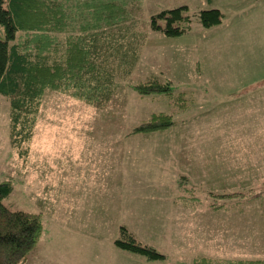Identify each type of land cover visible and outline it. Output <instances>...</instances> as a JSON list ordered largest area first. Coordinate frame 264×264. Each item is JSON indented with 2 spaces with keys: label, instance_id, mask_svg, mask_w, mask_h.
Listing matches in <instances>:
<instances>
[{
  "label": "rangeland",
  "instance_id": "1",
  "mask_svg": "<svg viewBox=\"0 0 264 264\" xmlns=\"http://www.w3.org/2000/svg\"><path fill=\"white\" fill-rule=\"evenodd\" d=\"M135 1L130 9L139 58L109 103L96 108L47 91L28 155L22 157L11 143L10 105L0 95V184L13 188L3 203L39 215L43 227L24 264L264 260L251 226L260 221L264 230V0ZM182 6L191 18L187 33L168 37L152 29L154 15ZM212 9L223 13L222 23L205 28L199 15ZM152 78L186 93L189 107L177 110L162 96H139L133 87ZM160 112L172 114L175 125L133 134ZM101 141L110 151L120 143L115 146L124 150L130 180L126 188L116 182L108 198L105 160L93 165L98 177L81 163L74 168L84 170L70 176V158L89 151L98 155L101 149L85 146ZM211 193L240 196L225 210H213ZM110 200L119 204L120 216L113 209L110 225L100 227L108 221L102 223L99 206ZM121 226L166 259L148 261L119 250Z\"/></svg>",
  "mask_w": 264,
  "mask_h": 264
},
{
  "label": "trees",
  "instance_id": "2",
  "mask_svg": "<svg viewBox=\"0 0 264 264\" xmlns=\"http://www.w3.org/2000/svg\"><path fill=\"white\" fill-rule=\"evenodd\" d=\"M135 2L0 0V95L10 105L11 143L22 157L28 155L47 91L99 108L111 101L121 86L120 78L133 73L139 58L135 45L139 34L130 9ZM187 10L182 6L154 15L152 29L168 37L184 35L191 26ZM223 16L212 9L202 11L199 19L205 28H212L222 23ZM133 88L141 97L162 96L177 110L187 109L191 102L186 93L174 91L171 82L160 78ZM173 125L172 114L155 113L133 134L150 135ZM12 191L10 183L0 184V264H24L43 229L39 215L12 211L4 205ZM239 196L211 193V207L225 210ZM115 244L148 261L166 259L124 226L119 228ZM193 264H264V260L229 263L198 258Z\"/></svg>",
  "mask_w": 264,
  "mask_h": 264
},
{
  "label": "crops",
  "instance_id": "3",
  "mask_svg": "<svg viewBox=\"0 0 264 264\" xmlns=\"http://www.w3.org/2000/svg\"><path fill=\"white\" fill-rule=\"evenodd\" d=\"M89 144H91V145H89ZM115 144H120V143L114 142L113 148L117 147V151L108 150V148L110 147L108 142L101 141V142H89V143H87L85 148H92L94 146L95 148L101 149V150H99L100 152L98 153V155L93 154L92 157H91L92 151H89V152H87V153H89V156L86 153L85 156H79L78 155L77 159L75 157H74V159L70 158V167H71L70 176L71 175L75 176L74 171L82 172L84 170L83 168H74L75 164L78 165L81 163L82 165H85V164L88 165V168H86V169H88L90 172H93L92 177H98V175H99L98 168L93 169V165L97 160H99L98 163L102 162V164H104V160H105L106 161L105 172L103 173V175L105 174V176L108 178V184L105 181V190H106L105 194L107 195V198H108V194H111L112 192H114L115 189H114L113 185L116 182L121 183L126 188L129 185V183H127V181L129 182L130 180H128V178L126 177V169H125L126 166H125V161H124V157H123L124 156V150H122V148H121V151H120V145L115 146ZM120 155H122L121 164H120ZM113 156L116 157L117 162H116V160H114L113 162L110 161L113 158ZM83 157L87 158V163H86V158H83ZM101 177H102V175H101ZM71 191L75 192V183L74 182L71 183ZM101 200H102V197H100L99 201H101ZM118 205L119 204L116 201L110 200L109 203L103 202L102 205L99 206L100 207L99 211L101 212L102 223H104V221H108L107 224H104L100 227H107L110 225L109 224V221H111L110 220V211H112L114 209L113 210V211H115L114 213L118 212V210H117ZM116 215L120 216L119 213H116ZM86 218L88 219V216H86ZM88 221H90V220H88ZM89 226L92 227V225L90 223H89ZM119 226H120V224L118 225V227ZM251 226H252L253 232L256 233V235L254 237L258 238L257 241L261 240L260 242L262 243V247H264V241H263L264 230L263 229L261 230L262 227H261L260 221H258L256 223H252ZM250 238H252V236H250ZM253 257H257V256L253 255L250 258H253ZM239 258H244V256H239Z\"/></svg>",
  "mask_w": 264,
  "mask_h": 264
}]
</instances>
